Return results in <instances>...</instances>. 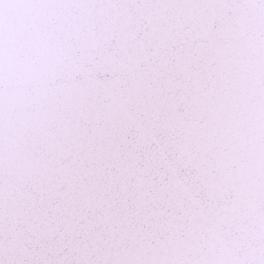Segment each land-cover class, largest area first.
<instances>
[{
    "label": "snow or ice",
    "instance_id": "6c2138e0",
    "mask_svg": "<svg viewBox=\"0 0 264 264\" xmlns=\"http://www.w3.org/2000/svg\"><path fill=\"white\" fill-rule=\"evenodd\" d=\"M0 264H264V0H0Z\"/></svg>",
    "mask_w": 264,
    "mask_h": 264
}]
</instances>
